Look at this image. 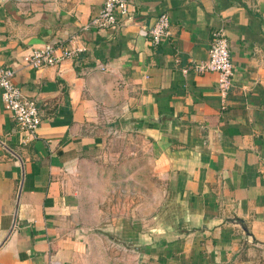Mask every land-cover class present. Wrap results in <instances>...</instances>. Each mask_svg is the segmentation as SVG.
<instances>
[{"label":"crops","instance_id":"0c3cea01","mask_svg":"<svg viewBox=\"0 0 264 264\" xmlns=\"http://www.w3.org/2000/svg\"><path fill=\"white\" fill-rule=\"evenodd\" d=\"M103 1L0 0V68L40 118L20 133L0 99V264H264V0H125L81 30ZM217 29L224 99L191 70ZM71 36L75 58L22 63Z\"/></svg>","mask_w":264,"mask_h":264},{"label":"built area","instance_id":"2783aa9c","mask_svg":"<svg viewBox=\"0 0 264 264\" xmlns=\"http://www.w3.org/2000/svg\"><path fill=\"white\" fill-rule=\"evenodd\" d=\"M128 3L125 0H104L98 13L89 18L81 30H102L114 27L118 19L129 13ZM151 46H156L169 35V22L165 14L158 15L152 24L143 33ZM76 37L71 36L65 41L44 44L32 49L22 58V63L29 69L43 67H58L63 61L71 60L83 51V47L76 43ZM196 74L212 72L217 75L216 91L224 99L231 87L232 65L229 57L228 44L221 29L210 33L207 48V59L191 66ZM12 70L0 68V99L2 106L7 110L20 133L32 135L39 125V115L33 101L25 98L12 79Z\"/></svg>","mask_w":264,"mask_h":264}]
</instances>
